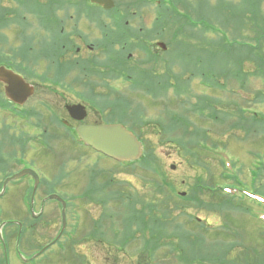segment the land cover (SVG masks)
<instances>
[{"label":"rangeland","instance_id":"obj_1","mask_svg":"<svg viewBox=\"0 0 264 264\" xmlns=\"http://www.w3.org/2000/svg\"><path fill=\"white\" fill-rule=\"evenodd\" d=\"M64 1L65 0H58V2L50 4L61 3ZM114 1L126 4H144L142 0ZM232 1L236 2L237 0ZM73 2L77 3L79 0ZM47 3H49L48 0ZM146 3L148 7L147 9L143 10V12L147 13L146 24H151L155 19L156 10L153 6L150 7L149 2ZM14 6H16L15 1L0 0V7L13 8ZM58 15L59 17L57 18L61 19L60 12H58ZM196 32L197 31L194 29L190 30L191 37L189 38V43H191V46L194 45L193 40L196 41V43H198L199 40L204 45L210 46L207 42V38L205 39L198 37ZM207 34L209 39L210 37H214L212 33ZM173 40H176V38L171 36L170 31H164L163 42L167 44L168 49L162 56L164 58H168L169 60L171 58L176 61L171 66L175 70H172L170 76L172 77L174 75L184 73L183 77L189 78V73L193 72L194 70L196 71V69L199 70L201 65H199V67H194V65L189 71L183 70L182 68L186 67L189 62L181 58L177 46L174 44V42H172ZM18 44H20V42ZM3 50L7 51V48H4ZM200 50V47H196V49L194 47L191 48L190 65L196 63V55L202 54ZM220 60L221 57L219 54L211 58L213 64H218ZM149 76V74L146 75V78L148 79ZM174 80L175 79L170 78V82L174 83ZM161 81L163 82V79H161ZM218 81H220V84H223V79H218ZM224 83L226 85L224 89H221L220 84L218 88L209 89L206 85L201 84L198 76H195V80L191 79L188 86L189 94L190 96H193L192 98H190V96H182L180 99H177L175 92L171 87L168 90H161V88H159L151 92H129L119 90L115 93L114 100L108 101L110 105L111 102L115 103L116 111L118 104L125 103L124 105L130 106L128 113L122 116L123 120L128 122V126L133 125L135 117L141 118V123L139 126L135 124L134 130L137 133H141L143 155L149 154L152 159L156 161L159 170L161 173H163V175L161 174V176L160 174H157L154 176L157 179L162 177L168 179L169 182H171L176 188L175 192L177 195H179V192L183 191L187 192L188 194L192 187L196 184L197 179H202L204 183L211 185L214 184V187L216 186V183H218L222 187H225L226 185L233 186L240 191H257L259 194L261 191H263L264 138L261 136H264V129H258V126H254V123L252 126H249V122H245L242 117L245 116L246 118L250 119L249 117L254 112L257 116L264 117V102H260L258 98V92L264 90V82L261 80V78L249 76L245 89L240 88V84H238L235 79H231L229 82H226L225 80ZM3 93V87L0 85L1 98L4 96ZM47 93L45 95L50 97L51 93ZM199 97H212L220 101L221 104L215 103V106L220 113L218 114L219 121L211 118H207V120L206 118L200 116L197 112L192 113L191 109L190 112H187V115H190V119L192 121V135L187 134V137H185L183 140H180L178 136H176L175 131L165 132L164 129L168 130V127L165 125V123L169 122L167 119V109L169 108L171 111L178 113L186 106H190L193 103H200L201 101ZM184 100L187 102L186 106L181 103ZM31 101H36V98ZM228 102L231 103V105H228ZM222 104L227 106H223ZM28 106H30V104L27 105L26 108H28ZM244 110L246 111L245 113ZM242 113H244V116H242ZM9 115H11L9 112L1 110L0 108V118L7 117ZM61 115L65 116L64 110H62ZM224 115H227V118H224ZM214 117L215 116H213V118ZM164 120L166 121L163 122ZM117 121H119V119ZM55 132L56 131H53L54 134ZM259 132H261V134H259ZM62 138L63 139H52L51 149L37 146L35 142L28 143V149L24 152L23 158H20V156H22L21 154L19 158L24 159L26 163H29L30 161L33 162L35 167L41 172V175L46 178L47 181H51L53 184H55L52 180H61L62 183L60 186H53L54 191L67 198L79 194L87 197L88 190L91 189H93L98 197H105L111 190L112 192H116L118 188L129 196L121 197V205L118 201L112 200V203L108 207L106 206V209H108L106 215L109 214V211H113L117 215L115 218L114 215H112L111 219L103 222V226L109 227L113 230L116 229L120 232L117 233L116 230H114L113 233L110 230L106 231L105 236L102 237L104 239L103 243H97V241L88 235V233L91 232L89 215H93L94 217H98L100 215L101 217L106 216L104 215L105 213L102 215L103 210L101 209V206L90 203L87 200L76 202V205L72 207V210H69L68 227L65 233L66 235L60 240V243L66 245V242L68 243L71 239L75 240L81 236L84 238L81 237L78 240V242L81 244L77 252L66 249V251L62 252L64 255L61 258L57 257L59 254L58 251L61 249L60 244H57V246L51 248L50 252H52V258L50 264H138L139 255L142 253L143 248L142 238L140 234H137L136 238L131 240L129 244L124 245L122 243L121 240L125 236L126 232V215L122 213L119 214V212L125 209L127 202H130L132 208L133 196L138 195L141 197L140 199H143V202L147 201L151 197L150 193L162 196L157 192V187L155 185L158 184V181L153 180V178H156L153 176L151 171L144 172L141 169L140 164L135 167L134 171L120 170L121 166L117 164L116 161L101 157L95 151L80 144H73L72 139H70L66 134L62 135ZM190 138H192V140L189 143L188 141ZM16 159V164L18 166L15 165L14 169L18 170L24 164L18 163L17 155ZM223 161L226 163L225 165L223 164ZM7 165L10 166L8 163ZM172 165L175 166V169H172ZM92 168L101 169L103 172L110 170L114 171V183L107 185L106 183L112 179H108V174H102L96 179V183L98 185L94 184V180H89ZM12 172L13 171H10L8 173L10 174ZM259 177L261 178L256 182ZM27 180L21 181L16 187L10 184L8 188V195L3 198L0 197V223L4 220L9 221L15 219L23 221L24 218H30L29 213L32 206L27 203V201L28 191L31 189L32 185ZM72 180H83L84 182L79 184L78 187H74L72 186V183H69ZM66 182H68L69 185H67L68 183L66 184ZM102 185H106L108 188L105 191L101 190V192L98 193V186ZM89 193L91 194L92 190ZM235 194L237 196L242 195L241 192H235ZM43 195L44 192L40 189L36 195L33 206L36 213H38L40 210V200ZM245 200L247 204L250 205V213L247 214H240L231 210H208L198 213V217L204 221L209 229L208 231L194 230L198 232L193 233H201L209 243L218 241L222 242L224 239H226L224 238V235L226 237L229 236L230 240H236V242L242 241V243L246 244L248 247H256L261 252V254L264 253V222H260L253 216L254 213L252 214L253 209L258 213V209L263 210L264 206L253 203L250 198H246ZM51 203L53 208L57 206L54 209L55 212L52 208L51 213V238H54L61 226V207L53 200ZM137 204H135V206H137V210H140L143 206L145 207L144 203ZM196 210L197 209L195 207L188 206L186 210L187 214L185 215L187 218H181L180 222H188V216L195 215ZM72 211H74V213H80L79 217L75 219L76 214L74 216ZM227 212L236 219H233L234 221L228 223L225 229L224 224L227 220ZM43 213L45 218H43L42 221L45 222L46 225L44 223L42 226L38 225L36 227L37 231L35 234L39 243L44 245L47 243V203L43 208ZM26 214L28 215L26 216ZM178 214H180V212H175V215ZM79 219L84 221L83 228L86 230H84L85 232L83 234L79 232L77 235H73V233L76 232L74 225L77 220L80 222ZM189 225H195V223L192 222L186 227H189ZM10 226L11 227L7 228L8 230H11L15 227V225ZM162 229L163 228H161V230ZM3 232L5 235L6 231L3 230ZM42 234H44L43 238H41ZM16 235L17 232L14 236L12 235L13 237L11 239L8 238L9 244H7V252H4L0 239V264H23L21 261H19L16 254ZM127 235L128 231L126 232V236ZM19 236V246H21V244L25 246L27 236L22 232H19ZM115 237L119 241L117 244V239ZM181 240L182 237L176 235L174 243L179 244ZM71 242L73 243V241ZM114 244L117 246H114ZM176 248H179V245H176ZM36 250L37 249L35 248L33 251ZM75 253H77L76 256H78V258H76ZM45 257L47 258V254L46 256L41 257L40 260ZM143 264H145V262ZM150 264H185V262L179 259L176 253L173 252L172 246L167 245L161 247L156 252L155 258Z\"/></svg>","mask_w":264,"mask_h":264},{"label":"flooded vegetation","instance_id":"obj_2","mask_svg":"<svg viewBox=\"0 0 264 264\" xmlns=\"http://www.w3.org/2000/svg\"><path fill=\"white\" fill-rule=\"evenodd\" d=\"M10 1H15L16 6L0 7L2 13L0 29L3 37L1 39H4L0 42V58L9 60L10 63L20 62L24 66L14 69L8 62L1 64L21 74L33 87V94L21 107L22 114H17L15 108L18 107L14 105L10 111L11 115L0 118V188L8 177L24 168L14 169L17 165L16 155L18 163L23 164L24 159H19V155L24 154L28 143H33L35 139L44 147L47 139L50 141L63 139L64 134L72 140H77L76 129L80 125L115 123L117 119L115 103L111 102V105L108 103L109 100H114L115 93L119 90L145 91L156 86L154 76H158L159 72L163 73L164 65L168 64L167 59L165 61L162 56L168 47L159 46L163 42L164 30L163 12L157 4H150V7L155 8L156 16L151 24H146L147 13L143 12L148 7L146 2L144 4L115 2L113 7L106 8L104 5L91 3V0H84L85 3L63 4H26L27 0ZM157 3L160 4V1ZM58 12L61 19L57 18ZM19 16L22 18L21 21ZM4 48H7V51H4ZM172 70L175 69L171 68L170 71ZM148 74L152 81L146 78ZM0 85L5 88V84L0 82ZM47 92L51 93L50 97L45 95ZM34 98L36 101L32 102ZM5 104L9 103L0 100V108H4ZM29 104L30 106L26 108ZM75 105L83 107V112L86 113L83 120L72 117L69 108ZM62 110L65 116L61 115ZM51 130L56 131L55 134ZM27 167L36 168L31 161ZM10 171L13 172L9 174ZM23 180L27 179L9 181L7 188L10 184L16 187ZM27 181L33 188L34 179L28 176ZM52 181L55 184L41 178L35 197L40 189L60 186L62 183L58 179ZM82 182L84 181L72 180L69 183L78 187ZM50 194L51 192H47V195L41 197L38 213L31 211L30 218H24L21 226L14 223L15 227L8 230L10 239L16 231L18 234L23 231L27 236L25 246L22 245L18 250L16 248L18 259L26 264L51 263V248L66 235L69 210H72L76 202L87 200L99 205L95 197L79 194L67 198L61 195L67 203V226L62 230L61 215L60 229L56 236L51 238L53 206L52 200L48 198ZM55 201L62 209L60 201ZM46 203L47 243L43 245L36 239L35 233L38 225L42 226L43 223L46 225L42 221L45 218L43 208ZM75 214L76 219L80 213L75 212L74 216ZM89 216L91 232L96 236L100 231L98 222L103 216ZM79 220L80 222L77 220L74 225L76 232L73 235L79 232L83 234L86 230L83 228L84 221ZM104 220L109 219L104 217ZM43 236L44 234L41 238ZM80 238L71 239L63 248L77 252L81 243L75 245L74 241ZM35 248L37 250L33 251ZM18 251L24 259L20 257ZM58 252L60 254V251ZM46 254L47 258L40 260Z\"/></svg>","mask_w":264,"mask_h":264},{"label":"trees","instance_id":"obj_3","mask_svg":"<svg viewBox=\"0 0 264 264\" xmlns=\"http://www.w3.org/2000/svg\"><path fill=\"white\" fill-rule=\"evenodd\" d=\"M263 4L264 0H237L236 2L232 0H161L163 30H169L171 36L176 38L172 42L177 46L181 58L189 62L182 69L189 71L190 67L193 66L190 65L191 43H189V38L191 37L190 30L194 29L197 31V36L207 38V42L210 45L206 46L198 39V43L194 44V48L200 47L202 53L196 55L194 67L201 65L199 70L196 69V74L201 73L200 75H203L205 83L219 87L220 81L218 79H224L226 82L235 79L240 84V88L244 89L249 76L259 77L264 82ZM207 31L212 32L214 37L209 39ZM218 54L221 60L218 64H213L211 58ZM183 75L184 73H180L172 77L165 76L163 78V89L168 90L173 87L177 99L182 96H189V78H184ZM170 78L175 79L174 83L170 82ZM258 98L260 102H264V90L258 92ZM181 103L186 106L187 102L184 100ZM215 103L221 104L220 101L212 97H205L202 102L195 106H186L178 113L171 111L167 107V119L169 122L165 123L168 127V130L164 129L165 132L175 131L176 136L180 140L187 137V134L192 135V121L190 115H187V112H190L191 109L192 113L197 112L203 117L219 121L218 114L220 113ZM227 104L231 105L229 102ZM125 108L130 109V106L127 105ZM244 113H242V116H244ZM213 116L215 117L213 118ZM223 117L227 118V115ZM242 118L245 122H249V126L254 123V126H258V129H264L263 116L257 118L251 115L250 119L245 116ZM140 123L141 118L135 117V121L130 128L134 130V125L137 124L139 126ZM135 133L139 140L142 141L141 133L136 131ZM261 137L264 138V136ZM191 140L192 138L188 142L190 143ZM138 164H140L144 172L151 171L153 176L157 174L163 175L156 161L149 154H145L138 162H132L126 166L119 165L121 166L120 170L134 171ZM113 173L114 171L111 170L103 172V170L95 168L92 169L91 179L95 180L98 175L108 174V179H112L110 182L114 183ZM153 180L158 181V184L155 185L157 192L162 196L150 193L151 197L144 202L138 195L133 196L132 208L131 204H129V210L127 208L124 213L126 215L125 222L128 235L126 236L125 232V236L121 240L122 243L124 245L129 244L131 240L136 238L137 234H140L142 238L143 248L142 253L139 255L138 264H143L144 262L145 264H150L155 258L156 252L167 245L172 246L173 252L185 264H264V253L261 254L256 247H248L242 241L230 240L229 236L226 237L225 235L224 238L226 239L222 242L209 243L201 233H193L198 232L194 230L208 231L209 229L204 221L198 219V213L208 210H231L240 214L249 213L250 205L247 204L246 198L228 194L220 186L214 187V184L204 183L202 179L197 180L185 197H180L176 194L174 185L165 177L153 178ZM262 188V194L264 195V185ZM50 190H54V187H51ZM99 192H101V186L99 187ZM122 196L128 197L129 195L118 188L116 192L111 190L105 197L121 200ZM105 197L100 196V202L103 207H106V202L103 200ZM137 203H144L145 207L143 206L140 210H137V206H135ZM188 206L195 207L197 209L196 213L188 216V222L181 223V218L186 217ZM177 211L180 214L175 215ZM104 213L106 215V210ZM226 214L225 229L228 223L236 219L228 212ZM112 215L115 216L112 213L109 216L106 215L107 217L105 218L111 219ZM102 222L103 218L98 222L99 227H102ZM192 222L195 225L186 227ZM161 228L163 229L161 230ZM176 235L182 237L179 244L174 243ZM99 242L102 241L99 240ZM118 242L117 239L116 244ZM176 245H179V248H176Z\"/></svg>","mask_w":264,"mask_h":264},{"label":"water","instance_id":"obj_4","mask_svg":"<svg viewBox=\"0 0 264 264\" xmlns=\"http://www.w3.org/2000/svg\"><path fill=\"white\" fill-rule=\"evenodd\" d=\"M94 3L105 6H113L112 0H92ZM163 46V45H161ZM0 80L7 84L5 88L6 95L9 99L17 104H23L27 98L32 94L33 89L23 80V78L14 73L12 70L0 67ZM73 118L83 120L86 113L83 112V107L75 105L69 108ZM81 139L97 152L104 154L110 158L118 161H135L142 156V143L138 138L122 124H108V125H80L77 128ZM175 169V166H171ZM26 174L34 175L36 184L39 181L38 175L31 169H25L14 176L8 178L4 183V190L6 184L10 179L20 178ZM185 195V193H183ZM50 199H58L63 205V220L65 225L66 218V203L57 195L53 194Z\"/></svg>","mask_w":264,"mask_h":264}]
</instances>
